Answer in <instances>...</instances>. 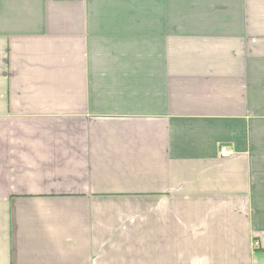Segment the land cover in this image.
I'll return each mask as SVG.
<instances>
[{"label":"crops","instance_id":"obj_1","mask_svg":"<svg viewBox=\"0 0 264 264\" xmlns=\"http://www.w3.org/2000/svg\"><path fill=\"white\" fill-rule=\"evenodd\" d=\"M0 264H264V0H0Z\"/></svg>","mask_w":264,"mask_h":264},{"label":"built area","instance_id":"obj_2","mask_svg":"<svg viewBox=\"0 0 264 264\" xmlns=\"http://www.w3.org/2000/svg\"><path fill=\"white\" fill-rule=\"evenodd\" d=\"M220 156L223 158H228L234 155V150L233 149H229L227 147H221L220 149Z\"/></svg>","mask_w":264,"mask_h":264}]
</instances>
